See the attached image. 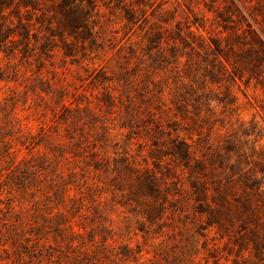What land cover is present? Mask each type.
Listing matches in <instances>:
<instances>
[{
    "label": "rangeland",
    "instance_id": "rangeland-1",
    "mask_svg": "<svg viewBox=\"0 0 264 264\" xmlns=\"http://www.w3.org/2000/svg\"><path fill=\"white\" fill-rule=\"evenodd\" d=\"M93 1L74 60L0 52V264L256 262L264 0Z\"/></svg>",
    "mask_w": 264,
    "mask_h": 264
},
{
    "label": "trees",
    "instance_id": "trees-1",
    "mask_svg": "<svg viewBox=\"0 0 264 264\" xmlns=\"http://www.w3.org/2000/svg\"><path fill=\"white\" fill-rule=\"evenodd\" d=\"M94 9L97 8L93 0H0V52H4L9 56L16 55L17 52L25 56V54L30 52L36 54L38 58H43L44 56H49L55 48L60 46L64 56L74 60L77 52L82 49V46L77 45V42L90 41L92 43L91 41L95 36V31L90 21V16ZM35 11L39 12V15L33 21L32 14ZM12 16L15 17V20ZM58 41L61 45H58ZM255 43L257 42L255 41ZM258 47L255 50L253 45H249V48L246 47L238 54L244 59H251L253 63L249 68L251 72H255L256 64L260 60L264 61V46L261 43V46L258 44ZM3 70L4 68H0L1 72ZM5 150L10 153L8 147ZM179 150V155L182 159H185L188 153L182 149ZM248 187L256 189L258 194L261 192V185L255 182ZM7 205L5 204V208H8ZM247 207L250 211L248 219L253 223L249 237H247L248 242L252 246L251 253L256 259V262H252V264H260L257 263V260H264V217L261 219L258 216L257 209H254L256 208L255 206L248 205ZM257 208L264 210V197L262 205L257 206ZM215 222L219 223V220ZM64 228L58 226L56 229L62 230ZM77 234L78 232L75 231L70 232V235ZM36 235L38 239L33 243L35 245L34 250H27L31 246V242L27 244L25 250L26 258L29 259L28 262H24L17 255L16 262L18 264L38 262L41 256L33 255V253L47 250L42 249L44 244L40 242L39 234ZM52 250H54L53 246L48 247V262H52L55 257V253ZM81 258L68 260V262H71V264H84L87 261L86 254H83Z\"/></svg>",
    "mask_w": 264,
    "mask_h": 264
}]
</instances>
